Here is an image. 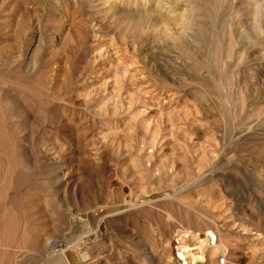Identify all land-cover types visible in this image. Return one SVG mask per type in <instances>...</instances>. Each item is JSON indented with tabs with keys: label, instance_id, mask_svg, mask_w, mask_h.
Here are the masks:
<instances>
[{
	"label": "rangeland",
	"instance_id": "rangeland-1",
	"mask_svg": "<svg viewBox=\"0 0 264 264\" xmlns=\"http://www.w3.org/2000/svg\"><path fill=\"white\" fill-rule=\"evenodd\" d=\"M126 1L0 0V264H264V0Z\"/></svg>",
	"mask_w": 264,
	"mask_h": 264
},
{
	"label": "bare ground",
	"instance_id": "bare-ground-1",
	"mask_svg": "<svg viewBox=\"0 0 264 264\" xmlns=\"http://www.w3.org/2000/svg\"><path fill=\"white\" fill-rule=\"evenodd\" d=\"M176 1H174V2H176ZM144 3H146V1ZM97 6L98 7H95V9H94L95 10L94 14L98 13L99 11H102L103 8H105L106 6L107 7L109 6V9L113 10V13H114V11L115 12L121 11V12H123V14L124 13H127V14L134 13L135 14V12H131L128 9L138 8V5H136L135 2H127V1L122 2V0H120V1L119 0H99V3ZM140 7H141V5H139V8ZM126 8H128V9L126 10ZM171 8H172V6H170V4H166V1L156 0L155 1V7H154L153 11H155V12L157 11V13L161 14V17L163 15L164 17L162 19L159 18V20H158V16L156 17L155 13L148 12L149 10L146 12H139L138 15L142 16V17H148V19H152V21H150V22L155 23V25L159 24V26L163 27V30L166 31L167 33L176 34L177 31H180V32L183 31V33H184L185 29H187L188 24L191 21L189 15H188V13H189L188 9L183 8L180 11H175V13H174ZM187 8H188V6H187ZM109 9H108V11H110ZM162 12H164V13H162ZM169 14H171V15H169ZM60 20L61 19L58 18V22H60ZM204 41L206 42V40H204ZM32 66H33V63H31L30 65H29V63H27L25 69L28 71H29V69L32 70L33 69ZM166 192H167L166 193L167 195L172 194L168 191H166ZM191 237L195 243L193 242L192 244H188V247H189V245L198 244L196 247V252L199 253L198 257L200 258L201 256L205 255L207 250H208V246L205 243V238L203 236L199 237V235H196V236L192 235ZM151 243L152 242L149 239H145L143 236L138 237V238L136 237V240H134L133 244L137 247L136 249H138V254L142 255V263L141 264H168L169 263L168 262V256L164 255V253H160V255H157L155 253V250H154L155 246H152ZM48 246L50 249L58 250L61 248L62 242L59 239H53V240L51 239L49 241ZM184 246L185 245L182 246V249H185ZM192 254H195V253H191V257L195 258L196 256L195 255L192 256ZM182 261H184V260H182Z\"/></svg>",
	"mask_w": 264,
	"mask_h": 264
}]
</instances>
